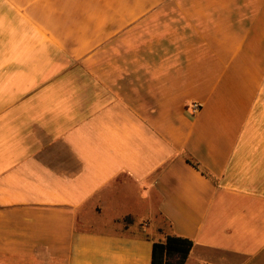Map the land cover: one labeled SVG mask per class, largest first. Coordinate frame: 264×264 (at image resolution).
<instances>
[{
	"label": "crops",
	"instance_id": "1",
	"mask_svg": "<svg viewBox=\"0 0 264 264\" xmlns=\"http://www.w3.org/2000/svg\"><path fill=\"white\" fill-rule=\"evenodd\" d=\"M167 235L264 264V0H0V264Z\"/></svg>",
	"mask_w": 264,
	"mask_h": 264
},
{
	"label": "trees",
	"instance_id": "2",
	"mask_svg": "<svg viewBox=\"0 0 264 264\" xmlns=\"http://www.w3.org/2000/svg\"><path fill=\"white\" fill-rule=\"evenodd\" d=\"M192 246L193 241L187 237L167 235L163 241L153 242L151 264H184Z\"/></svg>",
	"mask_w": 264,
	"mask_h": 264
},
{
	"label": "built area",
	"instance_id": "3",
	"mask_svg": "<svg viewBox=\"0 0 264 264\" xmlns=\"http://www.w3.org/2000/svg\"><path fill=\"white\" fill-rule=\"evenodd\" d=\"M198 109H199V105L198 104L193 103L191 105V110H192L193 113L196 112Z\"/></svg>",
	"mask_w": 264,
	"mask_h": 264
}]
</instances>
